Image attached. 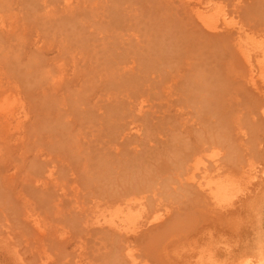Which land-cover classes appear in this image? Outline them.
<instances>
[{"label": "rangeland", "instance_id": "rangeland-1", "mask_svg": "<svg viewBox=\"0 0 264 264\" xmlns=\"http://www.w3.org/2000/svg\"><path fill=\"white\" fill-rule=\"evenodd\" d=\"M182 4L0 0V264H264V71Z\"/></svg>", "mask_w": 264, "mask_h": 264}, {"label": "bare ground", "instance_id": "bare-ground-1", "mask_svg": "<svg viewBox=\"0 0 264 264\" xmlns=\"http://www.w3.org/2000/svg\"><path fill=\"white\" fill-rule=\"evenodd\" d=\"M180 1H182L183 3L182 5L184 7V10H186V12H188L191 15V17L193 16V18L195 17L197 20L199 19L202 25L204 26V28L207 27L208 30H213V31L225 28L230 30V35L236 34V37L234 38L235 40L234 45H235V49L239 51V53L241 54V59L238 62L243 63V65L244 64L248 65L251 68L249 72L251 75L255 74V72L259 69L264 71V43L260 41L256 36L246 35L244 27L240 25L237 20H235L234 22L233 20L234 17L230 12L226 10V8H224L225 6L214 3V0H180ZM243 2L244 0H234V3L236 5H240ZM223 24L225 25L222 26ZM201 28L205 30L203 27ZM217 32L218 31H216V33ZM253 59L257 60V64L253 62ZM0 101L4 102L3 104H6L5 107L11 104L10 97L7 98L4 97L3 100L0 99ZM2 109H3L2 106H0L1 111ZM11 109L12 107L10 108V110ZM8 112L10 111L8 110ZM11 114H13V111ZM13 120L11 121L13 122ZM19 120L21 119L19 118ZM7 124L8 122L6 123V125ZM203 174L204 175H201L202 178L200 177L201 180H198V186L208 194V197L211 200V204L213 200V203L220 206V204L223 201L229 198L230 192L234 187V180L230 177L215 178V176L212 175L211 171L208 170L204 171ZM105 219H106L105 223H110L109 225L116 229H121L123 226L124 227L127 226V224H130L132 221L129 215L121 216L117 220H115L114 217L110 219L107 218Z\"/></svg>", "mask_w": 264, "mask_h": 264}]
</instances>
